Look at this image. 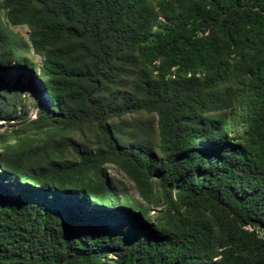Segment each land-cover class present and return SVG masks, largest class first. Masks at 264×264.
<instances>
[{"label": "trees", "instance_id": "16d2710c", "mask_svg": "<svg viewBox=\"0 0 264 264\" xmlns=\"http://www.w3.org/2000/svg\"><path fill=\"white\" fill-rule=\"evenodd\" d=\"M0 118V264H264V0H0Z\"/></svg>", "mask_w": 264, "mask_h": 264}, {"label": "rangeland", "instance_id": "374dc122", "mask_svg": "<svg viewBox=\"0 0 264 264\" xmlns=\"http://www.w3.org/2000/svg\"><path fill=\"white\" fill-rule=\"evenodd\" d=\"M13 29L21 32L24 35H28L29 28L26 25H15ZM39 59V58H38ZM40 60V59H39ZM35 109H32L34 113ZM7 127V123L5 120L0 118V131ZM74 139H76L77 143L80 144L84 149L89 151H94L97 147L96 137L93 134L85 133V135H81L79 132H72L70 134ZM66 159H73V155L71 152H65ZM109 173L111 176L117 177L120 180H124L128 183L132 192H136L133 183L126 177L125 173L121 171L117 166L110 164L109 165ZM156 210V209H155ZM154 210V212H155Z\"/></svg>", "mask_w": 264, "mask_h": 264}, {"label": "bare ground", "instance_id": "6f19581e", "mask_svg": "<svg viewBox=\"0 0 264 264\" xmlns=\"http://www.w3.org/2000/svg\"><path fill=\"white\" fill-rule=\"evenodd\" d=\"M23 72V71H22ZM14 73H16V72H14Z\"/></svg>", "mask_w": 264, "mask_h": 264}]
</instances>
